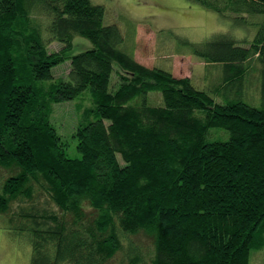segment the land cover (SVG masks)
<instances>
[{"label": "trees", "instance_id": "16d2710c", "mask_svg": "<svg viewBox=\"0 0 264 264\" xmlns=\"http://www.w3.org/2000/svg\"><path fill=\"white\" fill-rule=\"evenodd\" d=\"M189 1L255 20L247 46L214 34L193 53L221 66V87L239 95L256 61L260 106L236 95L217 103L189 77L139 63L90 0H0V218L27 238L30 264H133L140 231L154 242L147 264H248L262 247L264 0ZM74 36L91 47L70 54ZM84 92L92 108L72 158L48 110ZM149 92L162 104L149 105Z\"/></svg>", "mask_w": 264, "mask_h": 264}, {"label": "rangeland", "instance_id": "374dc122", "mask_svg": "<svg viewBox=\"0 0 264 264\" xmlns=\"http://www.w3.org/2000/svg\"><path fill=\"white\" fill-rule=\"evenodd\" d=\"M90 1L103 7L104 24H116L119 27L123 37L121 49L132 55L139 63L161 68L178 78L189 77L196 88L205 91L217 103H223L226 96L236 95L244 102L254 106L261 105L257 91L259 80H256L258 67L256 61L251 64L250 70L254 71L247 78L239 95L235 89L231 93V88L221 87L223 76L221 66L207 62L193 53V50L205 51L203 43L214 34H228L237 44L247 46L244 41H250L255 33V26L250 24L255 21L254 19L249 23L237 22L234 14L221 15L189 0ZM30 18L39 24L40 30L44 28L45 21L40 12H34ZM72 44L70 54L91 47L90 42L80 36H74ZM60 47L61 44L55 42L48 45L50 51H57ZM68 66V61L56 65L52 70L53 76H65ZM118 84V78L114 73L111 76L112 90L116 89ZM145 100L149 105L162 104V97L158 92H149ZM90 108L92 103L89 94L84 92L77 100L52 104L48 110L49 121L69 157H79L74 133ZM214 135L221 140L227 139L228 136L224 131L215 132ZM7 226L1 217L0 264H30L31 248L27 238L14 233ZM132 237L133 242L139 247L137 255L140 256L136 263H132L145 264L154 252L153 239L144 231ZM248 264H264V243L261 248L251 251Z\"/></svg>", "mask_w": 264, "mask_h": 264}]
</instances>
